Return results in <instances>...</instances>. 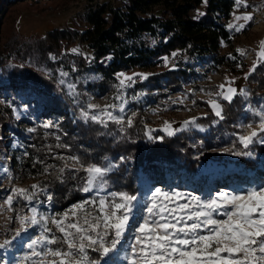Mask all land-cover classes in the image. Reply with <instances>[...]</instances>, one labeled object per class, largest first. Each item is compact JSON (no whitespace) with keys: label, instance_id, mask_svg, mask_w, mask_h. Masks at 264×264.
Segmentation results:
<instances>
[{"label":"trees","instance_id":"obj_1","mask_svg":"<svg viewBox=\"0 0 264 264\" xmlns=\"http://www.w3.org/2000/svg\"><path fill=\"white\" fill-rule=\"evenodd\" d=\"M68 1L5 0L0 10V77L15 83L23 95L24 106L18 105L17 109L28 114L37 112L58 124L57 128H45L28 118L26 123L32 125L29 131L26 126L18 125L13 108L4 105L0 115V149L9 150L15 166L32 169L37 184L46 186L52 195L55 210L85 196L80 191L85 173L73 170L79 166L70 163L69 155L79 157L85 165L109 160L116 167L107 175V189L134 196L139 193L141 176L158 183L179 184L196 178L191 182H199L202 189L214 184L206 173L195 177L199 168L210 161L234 167L236 172L231 176L236 181L248 179L241 173L247 169L253 170L252 180L263 179L264 143L259 142L260 138L243 149L235 131H240L237 126L240 117H251L244 109L246 98L254 104L260 100L264 105V63L258 64L245 78L244 90L249 97L237 95L231 103L220 98L222 118L208 109L198 117L205 130L190 126L171 136L160 129L150 134L145 120L139 116L133 119L131 127L126 122L109 121L105 126L84 117L73 119L66 108L69 105L76 108V105L58 80V69L73 71L74 65L80 76L88 77L90 89L103 93L112 88L116 72L141 67L151 72L146 79L135 80L133 89H158L159 96L165 93L160 88L176 89L195 81L198 70L191 62H177L168 68L161 62L166 55L186 49L208 57L214 67L226 61L220 54V45L233 40L227 19L235 6L234 0H207V5L203 0H101L96 3L90 0L70 26H54L41 34L30 35L18 30L16 23L22 12H50ZM199 8L204 15L196 19ZM76 43L85 44L91 53L73 54L70 47ZM235 62L244 63L238 52ZM137 105L141 111L142 104ZM6 130L26 140L24 154H19L15 145L3 139ZM146 133L153 138L149 139ZM225 149L250 155L237 156ZM65 165L66 171L60 174L59 169ZM45 167H48L47 173Z\"/></svg>","mask_w":264,"mask_h":264},{"label":"snow or ice","instance_id":"obj_2","mask_svg":"<svg viewBox=\"0 0 264 264\" xmlns=\"http://www.w3.org/2000/svg\"><path fill=\"white\" fill-rule=\"evenodd\" d=\"M203 2L207 5V0ZM234 5L236 10L249 7L245 0H234ZM203 15L198 11L194 18L198 19ZM252 19V15L247 12L234 15L235 21L242 20L243 23H230L228 27L239 32ZM237 51L240 55L246 54L245 50ZM71 52L80 54V49L73 48ZM176 55L177 53L172 54L173 57ZM163 59L167 65L168 58ZM260 63H264V40L259 42L256 60L245 78ZM60 75L67 77L68 73L61 72ZM136 76L142 80L147 78V74L125 76L124 73H118V78L123 77L119 80L118 89L131 87ZM59 83L66 84L69 93L75 94V84L67 83L64 79ZM230 83L228 82L227 87L224 84L219 86L220 91L216 95L222 100L231 103L237 95H249L244 89L231 87ZM134 99H138V96ZM115 100L120 101L118 106L105 105L98 111H94L97 109L96 105L89 104L88 111H82V116L85 120L91 119L105 126L109 121L123 124L125 117L114 114V110L118 107L119 112L123 113L127 101L121 95H117ZM207 103L214 114L222 118V105L217 100H209ZM248 110L253 111L259 122L247 135H238V142L243 149H248L264 134V106L260 110H252L249 106ZM126 123L131 127L132 118L128 117ZM191 123L194 120L186 121L185 126ZM43 127L49 128L52 125L46 123ZM247 127L252 128V125ZM169 128L170 125L166 122L164 131L171 136L173 132ZM146 135L149 139L153 138L149 133ZM259 142L264 143V138ZM225 151H231L237 156L250 155L249 152L232 149ZM67 159L79 165L74 171L85 173L80 191L95 192L96 195L73 205L70 214L65 212L46 215L38 207L45 204V200L39 199L41 195L46 197L47 206H51L52 195L48 193L46 186L33 184L30 190L13 187L5 205L11 210L17 199L24 201V207L20 210L24 214L16 216L19 228L15 236L18 237L29 229L39 228L38 234L25 245L28 251L19 258L18 264H100L101 260L104 264H112L114 259L126 261L127 264H264V187L251 188L240 194L221 192L206 200L191 194L185 196L176 190L168 192L155 188L143 206L144 215L135 228L132 241L123 245L122 240L128 230L137 197L115 191L101 194L107 190V175L116 167L115 164L85 165L77 156ZM67 167L65 165L60 168V174ZM4 171L7 172V169ZM44 172H48V167H45ZM180 199L185 202L179 203ZM53 229L59 235L54 234ZM10 244L11 240L5 239L0 242V249H6ZM89 252L97 253L99 258H91ZM49 257L56 259L49 260Z\"/></svg>","mask_w":264,"mask_h":264},{"label":"rangeland","instance_id":"obj_3","mask_svg":"<svg viewBox=\"0 0 264 264\" xmlns=\"http://www.w3.org/2000/svg\"><path fill=\"white\" fill-rule=\"evenodd\" d=\"M100 1L101 0H92V3ZM89 2L90 0H69L61 7L44 13L37 11H24L20 15L16 26L18 30L25 35L33 33L41 34L46 29L54 26H70L73 23V20L76 17H79L80 12H82ZM245 2L249 5V7H241L239 10H236L234 6L229 18L227 19V25L230 23H243L242 20L235 21L234 15H242L245 12L250 13L253 19L249 21L246 27L239 32L232 28L231 31L233 32V40L230 43H222L220 45V54L223 55L224 58H227V60L220 64L216 63V67H214L210 65L208 57L203 55L199 56L198 52L194 50H178L166 55L165 57L168 58V64H165L164 59L161 62L164 67L168 68L174 66L177 62H181L182 64L191 62L193 67L198 70V73L194 79L195 81H188L182 84L179 88H160V91L165 92L160 94V96L157 94L159 92L158 89H153L152 91L133 89L135 82L132 83L131 87H126L122 90H119L117 87L119 85V80L123 79V77H117L118 73H124L125 76H132L134 73L149 74L151 69L132 67L130 69L116 72L112 88L103 93L90 89L87 86L88 77L83 75L80 76L81 74L76 70L69 71L58 69L59 81L64 79L67 83L76 85L75 94H70L66 84L63 85L65 87V91L72 97L73 104L76 105V108H73L70 105L66 108L69 114L73 116V119L82 118V111H88L89 104L97 106V109L94 111L104 108L105 105L116 104L118 106L120 101L115 100V97L117 95H121L122 98L127 101L125 111L120 113L117 107L114 110V114L124 116L125 122L128 117H131L133 120L136 116H139L140 119L145 120L144 122L148 128L147 131L150 134L151 131H156L158 129L164 131L166 122L170 125L168 130L173 133L190 126L197 130H205L206 127L198 122V117L201 114L207 113L208 109L212 110L207 102L209 100H217V102L221 104L220 98L216 94L220 91L219 86L222 84L227 87L229 86L228 82H231V87L236 88L237 90L245 89L246 74H248L250 68L253 66V62L256 60V52L259 50V42L264 40V0H245ZM4 3L5 0H0V10L3 8ZM201 9L202 8L197 9L196 12H201ZM70 48H79L80 52L83 54L91 53V50L85 44L76 43ZM237 49H242L246 52L245 55H242L244 61L242 64L235 62V59H237ZM173 53H177V55L173 57ZM232 57L235 58L233 59ZM72 68L75 69L74 65ZM61 72L68 73V76L62 77L60 75ZM138 78L140 77H134V81ZM210 85H215V87L209 88L208 86ZM137 96L138 99H134V97ZM155 96H159V98L155 99ZM24 100L23 95L19 89H17L15 83H8L7 80L0 77V115L2 113L3 106L7 105L13 108V113L18 117V125L26 126V128L31 129L32 125H28L26 123L28 118H30L34 123L40 124L41 126L47 123L52 125L54 128L58 127L57 121L44 117L37 112L28 114L23 110L17 109L18 105L24 106ZM139 103L142 104L143 107L141 111L137 105ZM249 106H251L252 110H260L261 106L264 105L260 100L258 103L254 104L246 98L244 109L248 110ZM138 112L140 113L139 115ZM248 112L251 117L248 119L240 117V120L237 122L238 130H240L235 131L237 135H247L248 132L255 129L258 125V117L253 114V111L248 110ZM133 113H135V115H133ZM193 120L194 123L185 126L186 121ZM249 124L252 125V128L247 127ZM262 137H264V135H261L257 139ZM3 139L9 145H15L16 151H18L19 154H24L23 146L27 145V142L23 139L22 135H17L6 130L3 134ZM71 156L72 155H69V157ZM70 163H74V161H70ZM109 163V160H105L104 163L95 164L107 166ZM4 169H7V172H5ZM235 172L234 167L223 166L222 163H217L216 161H210L206 165H202L195 173V177H197L200 173H206L208 174L210 180L214 182V184H210L209 186H203V189L198 184L199 182H191L196 178L186 179L182 184H179L177 182L158 183L141 176L139 178V193L135 195L137 197V200L134 202L136 207L129 222L128 230L122 240V244L127 245L132 241L135 228L142 221V217L144 215L143 206L147 203V197L153 190H155V188H161L168 192L176 190L184 193L185 196L191 194L206 200L215 197L221 192L240 194L251 188L264 187V177L261 181L252 180V169L241 170L242 174H246L248 176L246 181H236L231 176L232 174H235ZM9 174L11 178H9ZM138 174L140 175V172H138ZM169 177H171L170 174ZM33 184H37V179L33 175L32 169L28 166H24L23 169L15 166L12 163L9 150L0 149V242L5 239L11 240L9 247L6 249H0V264H18L19 258L28 251L25 247L27 242L38 234L39 228L37 227L35 230L29 229L27 232H23L20 236L16 237L15 232L19 228L16 216L17 214H24L20 211L21 208L24 207V201L17 199L11 210H9L7 205L4 203L13 187L30 190L31 185ZM107 192L113 191L107 189L105 193L101 194L106 195ZM84 194L85 196L83 198L78 199L77 201H74L64 207H59L56 210L53 208L54 206H52V204L50 207L47 206L46 197L43 198L40 196L39 199L45 200V204L38 205V207L40 211L44 212L46 215L63 214L65 212H69L70 214V209H72L73 205H77L81 201L96 195L95 192ZM178 202L184 203L185 200L180 199ZM24 211L26 212L27 208H25ZM49 226L51 227V225ZM53 231L54 234L59 235L58 232H55V229H53ZM89 256L93 259L99 258L98 254L93 252H89ZM48 259L51 260L56 258L49 257ZM100 264H104V261L101 260ZM112 264H127V262L114 259Z\"/></svg>","mask_w":264,"mask_h":264},{"label":"built area","instance_id":"obj_4","mask_svg":"<svg viewBox=\"0 0 264 264\" xmlns=\"http://www.w3.org/2000/svg\"><path fill=\"white\" fill-rule=\"evenodd\" d=\"M84 25H86V24H84Z\"/></svg>","mask_w":264,"mask_h":264}]
</instances>
